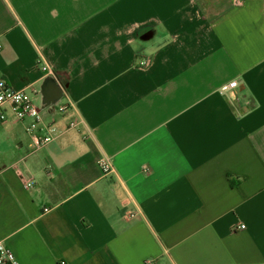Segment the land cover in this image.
<instances>
[{
    "label": "crops",
    "instance_id": "1",
    "mask_svg": "<svg viewBox=\"0 0 264 264\" xmlns=\"http://www.w3.org/2000/svg\"><path fill=\"white\" fill-rule=\"evenodd\" d=\"M0 78L56 123L0 121L19 264H264V0H0Z\"/></svg>",
    "mask_w": 264,
    "mask_h": 264
},
{
    "label": "built area",
    "instance_id": "2",
    "mask_svg": "<svg viewBox=\"0 0 264 264\" xmlns=\"http://www.w3.org/2000/svg\"><path fill=\"white\" fill-rule=\"evenodd\" d=\"M141 66L149 64L148 59L139 61ZM42 68L47 71L49 75L55 77L52 70L43 65ZM239 85V81L233 79L221 86V91L229 92L235 89ZM62 92H65L64 85L59 83ZM48 103H41L36 105L31 95L24 90L13 89L9 84L0 78V121H4L8 118L7 110L10 115L18 121H26V133L30 140V147L32 150H38L50 142L56 131V123L54 121L45 122L42 116V110L49 107ZM51 106H54V110L59 113H66L70 108L69 102H55ZM81 123V120L76 118H70L67 123L68 128H76ZM99 165L104 172L111 171V164L109 159L102 157L99 161ZM27 185H30L27 183ZM243 224H239L233 229H242ZM0 264H19L14 253L2 242H0ZM60 264H64L63 261Z\"/></svg>",
    "mask_w": 264,
    "mask_h": 264
},
{
    "label": "water",
    "instance_id": "3",
    "mask_svg": "<svg viewBox=\"0 0 264 264\" xmlns=\"http://www.w3.org/2000/svg\"><path fill=\"white\" fill-rule=\"evenodd\" d=\"M50 81H52V79L51 78H48V79H46L45 82L47 83V82H50Z\"/></svg>",
    "mask_w": 264,
    "mask_h": 264
},
{
    "label": "trees",
    "instance_id": "4",
    "mask_svg": "<svg viewBox=\"0 0 264 264\" xmlns=\"http://www.w3.org/2000/svg\"><path fill=\"white\" fill-rule=\"evenodd\" d=\"M230 183H231V185H235V182H233V181H231Z\"/></svg>",
    "mask_w": 264,
    "mask_h": 264
},
{
    "label": "rangeland",
    "instance_id": "5",
    "mask_svg": "<svg viewBox=\"0 0 264 264\" xmlns=\"http://www.w3.org/2000/svg\"><path fill=\"white\" fill-rule=\"evenodd\" d=\"M37 104L36 105H38V102H36Z\"/></svg>",
    "mask_w": 264,
    "mask_h": 264
}]
</instances>
